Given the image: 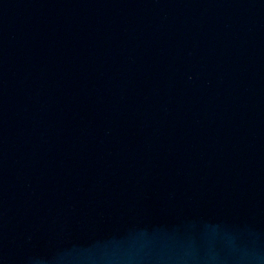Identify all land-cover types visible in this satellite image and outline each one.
Here are the masks:
<instances>
[{
    "label": "water",
    "instance_id": "obj_1",
    "mask_svg": "<svg viewBox=\"0 0 264 264\" xmlns=\"http://www.w3.org/2000/svg\"><path fill=\"white\" fill-rule=\"evenodd\" d=\"M0 264H264V0H0Z\"/></svg>",
    "mask_w": 264,
    "mask_h": 264
}]
</instances>
